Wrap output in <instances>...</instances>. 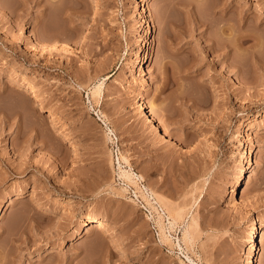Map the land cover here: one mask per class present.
Here are the masks:
<instances>
[{"label":"rangeland","instance_id":"374dc122","mask_svg":"<svg viewBox=\"0 0 264 264\" xmlns=\"http://www.w3.org/2000/svg\"><path fill=\"white\" fill-rule=\"evenodd\" d=\"M0 207V264H264V0H0Z\"/></svg>","mask_w":264,"mask_h":264},{"label":"bare ground","instance_id":"6f19581e","mask_svg":"<svg viewBox=\"0 0 264 264\" xmlns=\"http://www.w3.org/2000/svg\"><path fill=\"white\" fill-rule=\"evenodd\" d=\"M142 16H145L144 12H142ZM54 39L55 38L50 39V40H54ZM56 42H57L56 40L50 41V44L52 46H56ZM145 42H148V38H145ZM150 51H151V46L149 45V42L147 44L145 43L144 50L142 52L136 54V57L133 61L134 64L138 65L139 71L141 73L145 72V68L143 66V60H145L149 57ZM11 83L17 84L18 87H20L22 91H24L28 94L30 93V96L34 97V102H36V104H38V106H40V108L42 107L44 110H48L49 114H52L51 108L49 107V105H47L44 102V100L42 99V97H41V95L37 89V86H35V84H33L32 82L18 83L15 80L11 81ZM102 84H103V81L101 80L100 82H98L92 86V88L90 89L92 96H100V93L102 91ZM137 101H138L139 107L141 109H144V112L150 117L152 122H154V126H155L156 130L161 131V129L163 127L161 119H160L158 113L153 109V106L148 105L146 103L144 93H139L137 95ZM107 130H108V132L106 133V135H107L108 139L112 140L114 138L113 132L110 128H108ZM253 152H254V149L252 147H248L246 149V151H245V154H246L245 162L246 163L250 161L249 156L252 155ZM118 158L119 157H117V159ZM121 158L125 160V156H121ZM117 167L119 169V175L120 176H122L123 178L128 180V182H133V183L136 182L135 180L139 176L136 174V172H133L131 169L123 168L119 162V159L117 160ZM141 192H142V195L145 197V199H147L146 202L149 204V206L157 211V207L154 206L153 205L154 203L150 202V199H149V196L154 194V193L151 190H150V192H147V191L146 192L141 191ZM155 202L159 203L161 206H164L167 209V212H168V214H167L168 221L167 222H168L170 227H173L178 222L179 218L181 219V216L183 214L181 215L180 212L182 213V211H180L179 209H176L175 207L168 205L167 203H165L161 199V197L159 198L157 196L155 199ZM1 209L2 208L0 207V211H1ZM157 216L162 217L161 214H159ZM160 219L162 220V218H160ZM158 222H160V220ZM187 222H189V221H187ZM258 222H259V220H258ZM258 222H252L250 231L248 232L246 238L244 239V252H243L240 264H254L255 251H256V246H255L256 239L254 238V236L258 230ZM105 224H106L105 221L103 219H101L100 217H95V216L90 217L88 219V221L85 223L86 229L84 230V233L91 231L92 229H103L106 231V234L108 233L110 237H113V234L106 227ZM160 230H161V237L167 240L169 238L168 234H166L164 232L163 228H160ZM183 238H185V240H187L189 238V223H187V226L183 231ZM187 257L191 263L198 264L190 256L187 255Z\"/></svg>","mask_w":264,"mask_h":264}]
</instances>
